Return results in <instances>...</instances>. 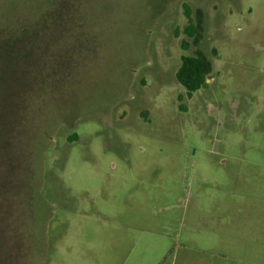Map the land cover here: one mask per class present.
<instances>
[{
  "label": "rangeland",
  "instance_id": "1",
  "mask_svg": "<svg viewBox=\"0 0 264 264\" xmlns=\"http://www.w3.org/2000/svg\"><path fill=\"white\" fill-rule=\"evenodd\" d=\"M0 264H264V0H0Z\"/></svg>",
  "mask_w": 264,
  "mask_h": 264
},
{
  "label": "trees",
  "instance_id": "2",
  "mask_svg": "<svg viewBox=\"0 0 264 264\" xmlns=\"http://www.w3.org/2000/svg\"><path fill=\"white\" fill-rule=\"evenodd\" d=\"M186 17L189 25L186 27L185 33L189 37H193L197 31L188 11H186ZM181 61L182 63L176 77L178 82L186 89L188 96H191L206 86L207 80L212 73V66L210 61L202 55L183 56Z\"/></svg>",
  "mask_w": 264,
  "mask_h": 264
}]
</instances>
